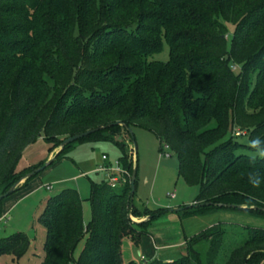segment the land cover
I'll use <instances>...</instances> for the list:
<instances>
[{"label": "trees", "instance_id": "1", "mask_svg": "<svg viewBox=\"0 0 264 264\" xmlns=\"http://www.w3.org/2000/svg\"><path fill=\"white\" fill-rule=\"evenodd\" d=\"M164 43L168 59H154ZM119 122L150 131L177 155L179 176L200 188L197 206L182 210L264 217V182L248 181L249 171L264 174V159L251 165L246 152L252 138H264V0H0V194L44 163L18 169L30 145L42 139L52 152L97 128L54 160L74 143L109 140L131 176L133 160L116 138L130 134ZM88 199L87 224L77 189L46 200L40 264H123V238L137 241L166 211L144 207L150 219L133 222L129 213H140L134 203L130 208V177L117 187L104 178L91 182ZM245 231L222 264L264 260V228ZM223 239L218 222L186 239L183 256L146 264H216ZM30 244L21 232L0 238V255L19 259Z\"/></svg>", "mask_w": 264, "mask_h": 264}, {"label": "rangeland", "instance_id": "2", "mask_svg": "<svg viewBox=\"0 0 264 264\" xmlns=\"http://www.w3.org/2000/svg\"><path fill=\"white\" fill-rule=\"evenodd\" d=\"M233 29L228 25L229 34ZM154 59L166 61L168 48L164 43L161 53ZM213 126V122L211 123ZM134 140L126 133L116 138L125 142L128 156L137 161V175L133 203L139 207L141 220L144 207L152 210L164 209L160 215L142 227L143 233L136 241L125 236L121 243L123 264H146L154 259L172 257L177 259L186 253V239L203 231L214 223H222L224 239L216 264H222L223 257L244 239L247 238L246 228H264V217L249 215L234 209H217L202 214H190L185 210L169 211V209L188 206L193 203L199 193V186L186 184L179 176V160L177 155L164 146L150 131L133 128ZM136 152L134 154V144ZM26 149L18 164V169L34 163H44L48 145L37 141ZM252 154V151L247 150ZM103 153L117 159L121 155L119 146L112 141H85L74 143L73 147L54 160L48 167L33 176L26 186L21 187L2 201V217L0 218V238L21 232L28 236L31 244L27 252L15 259L10 255H0V264H40L44 257V240L46 230L39 221L46 200L63 188H75L82 198L83 222L91 219L89 201L90 184L97 183L102 175L93 171ZM166 153L169 156H166ZM46 159V160H45ZM50 187V189H47ZM174 194V197L171 196ZM85 237L76 247L73 256L77 259L83 248ZM72 264H76L73 262ZM264 264V260L261 262Z\"/></svg>", "mask_w": 264, "mask_h": 264}, {"label": "water", "instance_id": "3", "mask_svg": "<svg viewBox=\"0 0 264 264\" xmlns=\"http://www.w3.org/2000/svg\"><path fill=\"white\" fill-rule=\"evenodd\" d=\"M119 125L123 126L124 128H126L127 132L130 134V136L132 138H134V134H133V130L129 127H127V125L125 123H121L119 122L118 123ZM100 128H103V127H100ZM99 129V128H97ZM97 129H91V130H88V131H85V132H82V133H79V134H75L73 136H69L67 138H65L61 144L56 148L57 149V152H60L66 145L74 142V141H77L87 135H89L90 133L96 131ZM134 140V139H133ZM134 146L133 148L135 149L134 150V154L136 152V147H135V143L133 142ZM55 153V154H56ZM55 159V155L53 156V158L47 160V162L43 163L41 166L35 168L34 170L26 173L24 176H22L17 182H15L8 190H6L5 192L1 193L0 194V201L4 198H6L7 196H9L10 194H12L13 192H15V190L28 178L34 176L35 174H38L39 172H41L42 170H44L46 167H48ZM136 174H137V170H136V159H134L133 161V171H132V174H131V177H130V208H132L133 206V196H134V192H135V181H136ZM207 204H210V203H207ZM202 205V204H201ZM216 205L218 206H225V207H229V208H237V209H244L246 208L245 206H242V205H235V204H222V203H217ZM197 204L195 202L189 204L188 206H186L187 208H190V207H196ZM252 208H257L256 206H253ZM183 208L182 207H178V208H173V209H169V211H181ZM261 211H264V208H259ZM129 218L133 221V222H142V221H146V220H149L150 219V216H147L141 220H134L131 213H129Z\"/></svg>", "mask_w": 264, "mask_h": 264}, {"label": "built area", "instance_id": "4", "mask_svg": "<svg viewBox=\"0 0 264 264\" xmlns=\"http://www.w3.org/2000/svg\"><path fill=\"white\" fill-rule=\"evenodd\" d=\"M240 132H237L238 135ZM165 149H169L167 145L164 146ZM166 156H169L166 153ZM96 173L102 175L111 187H117L118 185L125 182L126 177H131L128 171L121 166L118 159H111L108 154L103 153L100 157V161L93 170ZM50 189V187H47ZM174 197V194H171Z\"/></svg>", "mask_w": 264, "mask_h": 264}, {"label": "clouds", "instance_id": "5", "mask_svg": "<svg viewBox=\"0 0 264 264\" xmlns=\"http://www.w3.org/2000/svg\"><path fill=\"white\" fill-rule=\"evenodd\" d=\"M248 147L252 150L250 164L255 165L257 159H264V138L257 136L249 141ZM248 181L253 187H259L264 182V174L257 170L249 171Z\"/></svg>", "mask_w": 264, "mask_h": 264}, {"label": "crops", "instance_id": "6", "mask_svg": "<svg viewBox=\"0 0 264 264\" xmlns=\"http://www.w3.org/2000/svg\"><path fill=\"white\" fill-rule=\"evenodd\" d=\"M38 141H43L42 139H40V140H38ZM44 142V141H43ZM30 147H32L31 145L28 147V148H30ZM27 148V149H28ZM55 150H57V149H55ZM54 150V151H55ZM54 151H52V152H50L48 155H46V159H48V158H50V156H52V154L54 153ZM110 157V156H109ZM111 158V157H110ZM45 159V160H46ZM111 159H114V158H111ZM40 162H43V161H40ZM37 164H39V163H34V164H32V165H37ZM28 166H31V164L30 165H28ZM26 167V166H25ZM94 170V169H93ZM194 202V201H193ZM215 224V223H214ZM161 260H164V261H173L174 259L172 258V257H164L163 259H161Z\"/></svg>", "mask_w": 264, "mask_h": 264}]
</instances>
